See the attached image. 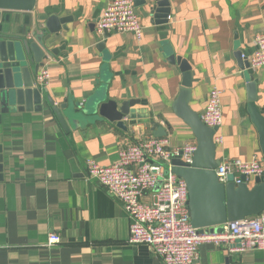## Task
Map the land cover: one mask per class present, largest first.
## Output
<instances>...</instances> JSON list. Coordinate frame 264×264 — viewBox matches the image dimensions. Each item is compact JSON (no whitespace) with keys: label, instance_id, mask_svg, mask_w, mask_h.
Masks as SVG:
<instances>
[{"label":"crops","instance_id":"0c3cea01","mask_svg":"<svg viewBox=\"0 0 264 264\" xmlns=\"http://www.w3.org/2000/svg\"><path fill=\"white\" fill-rule=\"evenodd\" d=\"M110 1L37 0L33 12H0V31L26 38L50 18L66 20L65 29L46 42L47 58L33 75L36 85L43 67L50 74L39 86L42 112L0 113V264H163L148 246L128 244L130 219L96 180L86 179L85 162L117 163L121 148L153 137L145 120L165 131L170 148L195 143L172 111L182 82L177 60L192 73L191 110L200 115L210 90L221 92L215 157L262 159L246 106L252 78L264 117V67L243 69L242 56H251L255 38L264 35V0H167V19L151 13L154 0H133L139 41L130 33L98 38L95 22ZM45 96L65 105L68 131ZM108 101L138 102L131 107L136 123L126 133L94 115ZM75 110L86 114L77 124L71 121L78 120ZM52 232L61 242L48 247ZM198 260L264 264V248L232 254L224 244L206 243L198 247Z\"/></svg>","mask_w":264,"mask_h":264},{"label":"built area","instance_id":"2783aa9c","mask_svg":"<svg viewBox=\"0 0 264 264\" xmlns=\"http://www.w3.org/2000/svg\"><path fill=\"white\" fill-rule=\"evenodd\" d=\"M95 33L100 39L110 34L130 33L139 41L142 26L133 0H111L95 22ZM242 59L250 70L264 67V35L255 38L254 53ZM49 78L48 69L43 67L36 76V85H47ZM200 120L209 128L221 126L220 90H210ZM214 141L221 142V139L215 137ZM195 150L196 144L192 142L181 148H170L166 138L147 136L121 148L119 161L113 165L105 166L88 159L86 179L96 180L120 203L130 219L128 244L148 246L163 264H199L198 247L206 243L224 244L232 254L264 248V212L213 229L191 226L187 188L182 179L171 173L170 162L180 157L183 163L191 164ZM214 172L223 185L233 183L237 187L244 181L252 187L256 179L264 181V164L257 157L249 161L224 160ZM60 242L57 233L48 234V247Z\"/></svg>","mask_w":264,"mask_h":264},{"label":"water","instance_id":"95a60500","mask_svg":"<svg viewBox=\"0 0 264 264\" xmlns=\"http://www.w3.org/2000/svg\"><path fill=\"white\" fill-rule=\"evenodd\" d=\"M37 0H0V12H33ZM151 13L156 19H167L170 13L167 0H154ZM66 20L50 18L45 28H36L32 37L15 36L0 31V113L12 112H42L43 92L34 85L33 75L42 67L47 58L46 42L51 35H56L65 29ZM241 57V54H239ZM171 61L173 59L171 58ZM182 72L181 88L172 105L174 115L179 118L191 131L196 144V150L191 164H185L180 157L170 162V171L185 182L187 188V208L190 224L195 229H213L225 223L241 221L246 217L264 212V181L255 180L252 187L243 181L237 187L233 183L223 185L218 182L215 169L221 160L215 157L216 144L214 136L217 128H209L200 120V115L189 107L191 97L192 73L189 66L177 60ZM244 62L243 69H248ZM248 103L247 114L258 133L259 148L264 164V117L255 105L256 85L252 78L247 84ZM44 103L55 115L61 127L68 131L67 122L62 110L65 105L55 106L49 96H45ZM138 102L129 101L120 105L112 101L105 102L94 110V115L103 118L123 132L128 126L136 122L135 113L131 107ZM78 120H71L74 124L86 114L74 111ZM129 119L128 124L124 119ZM150 126L153 137L163 138L165 131L155 122L145 120ZM181 156V153L179 154ZM3 173V156L0 147V181ZM219 228H216V231Z\"/></svg>","mask_w":264,"mask_h":264}]
</instances>
